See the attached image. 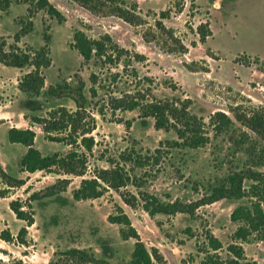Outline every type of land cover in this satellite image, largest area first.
<instances>
[{"label":"rangeland","instance_id":"rangeland-1","mask_svg":"<svg viewBox=\"0 0 264 264\" xmlns=\"http://www.w3.org/2000/svg\"><path fill=\"white\" fill-rule=\"evenodd\" d=\"M19 1L10 0L7 12L0 11V36L7 44L13 43V36L19 29L17 20L24 19L27 14V6ZM49 1L62 13L65 21L58 24L38 12L32 18V32L21 38L17 46L23 51L38 50L45 45L43 34L46 28L45 32L50 36L51 65L42 71L45 86L53 85L58 79L75 85V76L86 84L88 110L95 128L90 134L95 146L88 157V175H92L95 169L109 168L106 158L115 159L132 145L143 152H152L160 141L175 139L172 131L156 130L153 120L141 119L138 111L113 112L109 103L112 97L133 94L150 86L153 97L158 100L190 99L191 113L202 117L205 122L217 111L233 118L229 110L236 106L244 109L264 107V88L261 89L264 86V0H183V11L162 20V23L180 40L186 49L184 53L178 52L174 41L155 28L158 13L175 0H126L137 2L146 22L142 26H130L113 16L92 15L66 0ZM204 22H209L211 36L205 43H200L195 30ZM77 30L93 39L108 35L118 46L145 56V61L133 62L126 69L121 64L84 63L70 48L73 33ZM150 30L157 37L146 44L142 35ZM185 66L198 71H189ZM132 68L138 77L131 74ZM204 69L209 72L202 71ZM29 71L0 64V92H8L0 93V123L7 122L0 127V164L11 176L27 180L22 188L10 189L6 198L0 199V232L8 229L13 236L23 223L16 220L8 204L16 199L26 200L31 193L54 183L57 176L44 172L20 173V154L24 148L10 145L5 127L30 128L24 116H45L58 105L75 109L69 100L45 96L36 100L25 96L17 99L12 84H18ZM90 75L97 78L95 84L89 81ZM144 77L150 78L152 83L143 81ZM90 86L96 91L95 96L88 91ZM32 127H36L38 134L35 147L43 154L67 152L68 147L45 141L41 129ZM240 129L235 123L227 133L212 138L205 148L186 150L183 158L173 159L172 164L165 163L158 169L160 171L154 168L149 173L145 189L163 201L176 198L187 202L195 200L198 196L195 189L204 191L230 170L243 167L246 161L244 151L235 150L233 145ZM136 174L140 175V171ZM70 179L67 192L60 197L33 203L35 223L27 229L28 246L11 245L0 240L2 263L21 260L23 264H48L56 250L77 248L90 249L95 257L113 264H125L130 259L134 240L123 241L121 227L108 222V216L116 214L117 206L122 207L146 248L156 249L167 264H203L206 260L203 251L207 243L204 239L206 231L221 242L222 249L218 254L222 257L226 256V248L232 243L231 235L236 225L230 221L229 215L239 202L221 200L199 208L194 217L177 214L150 218L140 208L132 210L124 205L119 194L112 190L99 199L74 201L72 190L78 187L82 178ZM5 188L0 179V191ZM126 191L135 193L131 187ZM241 246L248 260L264 264V241L251 240Z\"/></svg>","mask_w":264,"mask_h":264},{"label":"trees","instance_id":"trees-1","mask_svg":"<svg viewBox=\"0 0 264 264\" xmlns=\"http://www.w3.org/2000/svg\"><path fill=\"white\" fill-rule=\"evenodd\" d=\"M19 1V0H18ZM77 4L95 16H113L130 26L146 24L141 17L136 1L126 0H66ZM27 6L26 17L18 19V31L13 36V43L7 44L5 38L0 36V64L14 69H30L18 81L17 89L27 99H38L45 96L55 100H69L74 104V110L58 105L46 112L45 116H24L30 126H38L43 139L49 143L61 144L68 147L66 153L53 152L43 154L35 147L36 133L30 127L20 129L12 127L7 131V140L10 144L21 145L25 152L19 161V172L28 175L38 172L54 174L57 179L51 185L40 191L31 193L26 200H12L9 210L16 220L23 226L13 236L8 229L0 232V240L11 245L28 246V228L34 225L33 203L45 199L60 197L67 192L72 177L82 178L78 187L72 190L74 201H87L101 198L109 190L119 194L124 205L132 210L140 208L150 218L155 216H175L185 214L194 217L197 210L203 206L211 205L221 200L236 201L239 204L231 211L230 221L236 225L231 235L232 243L226 248V256L218 252L222 244L210 231L205 232V262L203 264H257L256 261L245 257L242 243L251 240L264 241V107L256 106L244 109L236 106L229 110V115L222 111L211 114L208 121L190 111V99H163L153 97L150 86L137 90L133 94H123L109 100L113 112L138 111L143 120L151 118L156 130L172 131L175 139L160 141L154 151H142L134 145L119 154L117 158H106L109 168L95 169L88 175V157L92 154L95 140L90 134L93 132L94 120L88 110L89 101L85 95L86 84L75 76L76 84L71 85L64 79H58L53 85L45 86L43 70L51 65L48 43L50 36L44 28L43 39L45 45L38 50H21L17 43L24 36L30 34L34 28L32 18L38 13H44L49 19L58 24L65 21L62 13L53 6L49 0H20ZM10 0H0V11L7 12ZM183 0H175L166 10L158 13L155 28L174 41L180 53L186 51L180 40L174 36L171 29H167L162 20H167L183 11ZM199 42L205 43L211 36L209 22L200 23L195 30ZM157 35L153 31L144 32L142 39L150 44ZM70 48L78 53L84 63L94 61L97 65H122L124 69L130 68L133 62H144L145 56L131 53L114 43L110 36L100 39L88 37L83 31L73 33ZM174 51L170 50L169 53ZM189 71L191 70L185 66ZM209 72L208 70H202ZM264 73V72H263ZM131 74L138 77L137 71L132 68ZM116 77V76H115ZM143 81L152 83L150 78ZM89 81L95 84L97 78L90 75ZM46 87V88H45ZM88 91L92 96L96 91L90 86ZM1 100V98H0ZM1 103V102H0ZM235 123L241 129L233 141L235 150H243L246 161L242 168L230 170L217 183L208 185L204 191L197 192L193 201L174 199L163 201L157 195L145 189L150 171L172 164L173 159L183 158L189 149H202L210 145L211 139L221 136L231 130ZM127 123V127H128ZM212 133V136H211ZM140 171V175L136 174ZM160 171V170H158ZM0 179L6 187L0 191V199L6 198L10 189H20L26 179L11 176L0 164ZM129 187L135 193L126 191ZM110 224L120 226V237L123 241L134 240L130 259L125 264H167L156 249L148 250L140 240L130 219L122 207L117 206L116 214L107 218ZM0 264H4L0 260ZM11 264H23L21 260ZM48 264H113L107 260L99 259L90 249L71 248L56 250Z\"/></svg>","mask_w":264,"mask_h":264},{"label":"crops","instance_id":"crops-1","mask_svg":"<svg viewBox=\"0 0 264 264\" xmlns=\"http://www.w3.org/2000/svg\"><path fill=\"white\" fill-rule=\"evenodd\" d=\"M8 68V67H7ZM11 73H13L14 75L16 74V72H11ZM264 81V80H263ZM17 82H15V83H13L12 84V87H13V89H15L16 90V93H15V97L17 98V99H19V97H22L23 95L18 91V89H17V84H16ZM263 88H264V86H261V89L263 90ZM18 92H19V94H18ZM0 93H2L3 95L4 94H7L8 92L7 91H1ZM17 99H15V100H17ZM7 124V122H6V120H5V122L4 123H0V127H2V126H5ZM34 131H35V133H36V137L38 136V134H37V132H36V127H31ZM8 129H10V127H8V126H6L5 127V132H6V134H7V131H8ZM20 129H27V128H20ZM11 145V144H10ZM12 145H18V144H12ZM21 146V145H20ZM23 148V147H22ZM24 152H25V149H22V152H21V154H20V156H22L23 154H24Z\"/></svg>","mask_w":264,"mask_h":264}]
</instances>
